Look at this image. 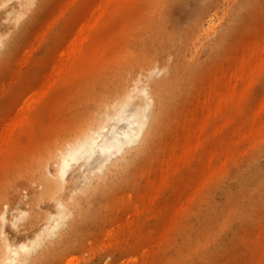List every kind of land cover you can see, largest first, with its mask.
Masks as SVG:
<instances>
[{
  "label": "bare ground",
  "instance_id": "6f19581e",
  "mask_svg": "<svg viewBox=\"0 0 264 264\" xmlns=\"http://www.w3.org/2000/svg\"><path fill=\"white\" fill-rule=\"evenodd\" d=\"M12 1L5 16L8 32H0V68L21 53L30 20L47 0H0V9ZM147 1L141 14L123 21L122 45L116 49L97 34L105 17L122 12L127 0H91L86 15L81 13L84 0H66L55 22L61 24L73 13L76 25L69 34L61 28L53 62L31 59L34 51L30 61H21L9 97L16 98L18 84L26 88L32 83L23 70L26 66L34 64L42 80L11 114L12 127L1 133L0 166L11 168V173L0 181V264L51 262L98 219L118 191L131 186L163 153L147 178L142 208L129 199V208H137L132 222L127 221L129 234L141 217L149 224L159 221L155 228L137 229L144 248L155 246L153 253L144 250L146 263L264 264L258 225L264 210V127L256 128L264 99L258 109L251 99L264 80V35L217 84L199 83L211 59L228 47L232 33L254 19L259 0H245L243 9L231 17L236 0H208L192 28L180 37L166 33L163 26L172 0ZM224 18L228 25L220 29ZM205 48L208 60L201 55ZM58 85L71 90L58 105V135L43 145H28L23 134L35 132L36 112L46 92ZM123 122L128 129L114 132ZM228 130L236 152L220 147ZM96 151L102 161L85 169L80 179L73 176ZM242 154L249 155L246 166L229 172ZM215 179H220L217 186L200 192ZM176 186V204L174 200L160 211L158 203ZM16 199L23 208L12 223L27 236L19 242L5 229L9 214L16 212L11 207ZM46 202L52 203L51 211L43 207ZM249 226H257L258 242L247 240L256 255L226 262L227 252L245 240L241 232ZM110 234L112 244L120 242L116 232Z\"/></svg>",
  "mask_w": 264,
  "mask_h": 264
},
{
  "label": "rangeland",
  "instance_id": "374dc122",
  "mask_svg": "<svg viewBox=\"0 0 264 264\" xmlns=\"http://www.w3.org/2000/svg\"><path fill=\"white\" fill-rule=\"evenodd\" d=\"M66 0H47L45 5L40 8V11L35 15L33 19L30 20V27L25 34L23 41L20 44L21 53L19 55L11 58L6 65L0 68V139L3 131H7L11 126V114L21 108L25 102L26 97H29L32 92L39 87V82L42 80V75L38 71L35 65L26 66L23 69L27 72L26 77L31 78L32 83H29V87L21 86L18 84L14 88V91L18 94L16 98L12 99L9 97L8 87L9 84L17 78V72L21 68L22 60L35 59V61H43L47 64L53 62L54 51L56 42L58 41V36L63 30L68 34L73 31L76 25V18L73 13H67L64 21L61 24L56 23L57 17L61 13V6ZM84 0L82 5L81 13L86 15L90 8L92 7L91 0ZM98 1V0H97ZM208 0H172L168 9L166 10L163 17V26L166 33H172L177 37L182 36L188 30L192 28V25L197 21L198 17L203 13L204 8L207 5ZM245 4V0H236L234 6L230 10V17L236 14L239 10H242ZM148 5L147 0H127L126 7L122 12L115 13L114 15H107L105 22L101 24L97 38L101 40H107V45H114V48L119 49L122 45L121 37L119 31L122 28L123 21L130 15L136 16L141 14L142 10ZM14 2L8 3L5 7L0 9V32H8V23L5 16L10 13V9L13 8ZM61 16V14H60ZM126 24V23H125ZM228 25V19L224 18L220 23V29H225ZM51 26L48 31L45 30L46 27ZM126 26H124L125 29ZM264 35V0H259L257 6V14L249 21L241 30L234 31L231 35V39L228 41L229 45L223 48L214 56L212 61L206 67L202 76L200 77L199 83L208 81L210 84H217L219 78L223 77L230 70V67L234 62L240 57L245 55L249 48L255 44H261L262 37ZM216 39V36L211 38ZM101 43V42H100ZM2 50L3 47L1 46ZM34 51V58H29L31 52ZM111 51H108L109 55ZM209 50L207 48L203 49L201 55L205 60L209 59ZM34 61V62H35ZM25 88V89H24ZM71 92L70 89L64 88L62 85L51 88L46 92V95L41 103L40 108L36 112L35 127L36 130L33 134L26 132L23 134V140L31 146H39L53 139L57 132H59V125L61 122L58 121L57 116L60 113V107H58L61 99ZM252 104L255 109L260 108L259 104L264 99V80L262 84L258 85L253 89L252 92ZM260 115L257 119L256 128L257 130L264 127V109L260 110ZM72 121V120H71ZM65 123V122H64ZM63 123V124H64ZM67 123V121H66ZM128 123L123 122L114 128V132L121 133L128 129ZM59 128V129H58ZM174 133H172L173 135ZM170 136L169 139L174 136ZM225 140L220 142L221 146L225 149L235 150L236 148L231 144L235 141L232 136L231 130L227 132ZM215 143V142H214ZM213 144V143H212ZM236 152V150H235ZM21 156H26L27 154L21 153ZM165 154H160L161 157H157L152 160L151 165L148 167L147 171L143 174L136 176L135 181L131 186H128L117 192L114 200H112L109 205L105 207L101 215L92 224L89 225L87 230H85L80 237H78L74 242L67 243L65 251L55 254L53 259L46 264H147L146 257L149 253L155 252V246L152 248L146 246L143 247L140 241L143 240L140 233L137 232L138 226L143 225L145 228L154 227L157 223H146L142 222L143 217L140 221L135 224V232L131 235L129 234L127 224L132 222L134 218L131 217L133 212L137 211V208H129V199L138 202L137 207L142 208L145 198L142 196L144 190L147 187V178L150 176L152 170L161 162ZM241 159L237 164L233 165L230 171H235L238 168L244 167L247 164L249 155H240ZM11 157V155H10ZM103 155L100 151H96L86 162L83 168L76 167L73 171V176L76 175L77 179H80L83 171L90 169L91 167L99 164L102 161ZM16 163V162H15ZM11 169V168H10ZM0 166V181L5 179L11 170ZM10 171V172H9ZM228 172V173H229ZM221 179V178H220ZM220 179H215L204 185L202 190L203 194L210 192L211 189L217 184H219ZM175 184H179L177 180ZM178 187H175V192H169L166 194L167 197L161 199L158 203V209L161 211L162 208H166L168 205H172L177 196ZM20 199H16L11 203L12 209L16 210L15 213L9 214V222L5 226V229L11 236L12 240L19 242L27 238L25 233L19 232L12 223L13 216L17 214L18 210H22L23 205ZM43 207L48 211L52 210V203H44ZM138 209V210H139ZM262 218L259 220L258 225L262 227V233L260 236V241H264V210L261 211ZM130 218V219H129ZM128 222L127 223V221ZM11 220V221H10ZM156 222V221H155ZM257 225V226H258ZM256 226V227H257ZM129 227V225H128ZM255 227V228H256ZM254 228V229H255ZM141 229V227H139ZM251 226L246 230L241 232V237L243 236L245 240L241 241L239 244L235 245V249L231 248L227 252L226 262L231 260H248L256 255L257 250H251L248 247V242L251 238L256 236L257 228L254 230ZM254 230V231H253ZM111 232H116L119 237L120 242L117 244H112ZM255 233V234H254ZM113 234V233H112ZM130 237V238H129ZM242 237V239H243ZM248 240V242H247ZM254 241L258 242L255 238ZM151 241V240H150ZM153 243V241H151ZM150 242V243H151ZM149 243V244H150Z\"/></svg>",
  "mask_w": 264,
  "mask_h": 264
}]
</instances>
